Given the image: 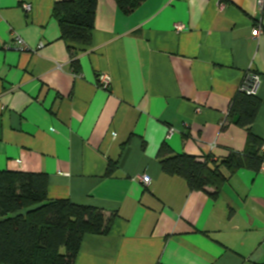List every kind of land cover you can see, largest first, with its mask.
I'll return each instance as SVG.
<instances>
[{"label":"crops","instance_id":"obj_1","mask_svg":"<svg viewBox=\"0 0 264 264\" xmlns=\"http://www.w3.org/2000/svg\"><path fill=\"white\" fill-rule=\"evenodd\" d=\"M61 1L0 0V171L46 174L50 199L113 216L108 235H84L75 264H264V164L216 193L158 158L164 144L200 161L244 152L248 132L228 114L249 74L264 143L259 0H147L131 15L99 0L76 66L52 16Z\"/></svg>","mask_w":264,"mask_h":264},{"label":"trees","instance_id":"obj_2","mask_svg":"<svg viewBox=\"0 0 264 264\" xmlns=\"http://www.w3.org/2000/svg\"><path fill=\"white\" fill-rule=\"evenodd\" d=\"M99 0L57 2L52 16L58 21L61 38L68 44L74 66L78 55L92 44ZM125 15H131L147 0H115ZM262 101L242 89L230 104L229 120L248 132L244 152L231 151L223 160L204 161L177 154L163 145L158 158L163 171L184 178L192 190L214 188L218 193L241 169L260 172L264 144L252 126ZM48 176L43 173L0 171V264H75L84 235H108L113 216L99 208L70 200L48 197Z\"/></svg>","mask_w":264,"mask_h":264},{"label":"built area","instance_id":"obj_3","mask_svg":"<svg viewBox=\"0 0 264 264\" xmlns=\"http://www.w3.org/2000/svg\"><path fill=\"white\" fill-rule=\"evenodd\" d=\"M264 0H259V7L261 11H264ZM24 9L29 11L32 6L31 4H25ZM176 31H182L185 29V27L181 24H177L175 26ZM262 34H264V28L262 24H258L254 27L253 29V37L254 38H259ZM14 42L17 50L19 51H28L31 50L24 39L19 36L15 35L14 36ZM43 47V44H40L39 49ZM111 83V78L107 74H102L100 76V84L104 88H108ZM260 83V77L257 74H249L247 78L245 79L243 85H242V90L245 91L249 95H256L257 94V89ZM175 130L171 128L168 133V138H171V136L174 134ZM261 151H264V146L261 147ZM141 182L144 184V186L148 187L151 184V178L148 176H143L141 179Z\"/></svg>","mask_w":264,"mask_h":264},{"label":"water","instance_id":"obj_4","mask_svg":"<svg viewBox=\"0 0 264 264\" xmlns=\"http://www.w3.org/2000/svg\"><path fill=\"white\" fill-rule=\"evenodd\" d=\"M238 119H239V117L236 116V117L234 118V122L237 123Z\"/></svg>","mask_w":264,"mask_h":264}]
</instances>
